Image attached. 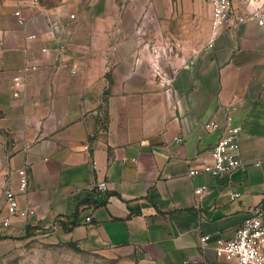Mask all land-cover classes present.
<instances>
[{
	"label": "crops",
	"instance_id": "1",
	"mask_svg": "<svg viewBox=\"0 0 264 264\" xmlns=\"http://www.w3.org/2000/svg\"><path fill=\"white\" fill-rule=\"evenodd\" d=\"M51 17L63 23L57 39L45 34ZM0 38V215L22 165L19 202L35 209L1 229L0 255L48 227L129 264L210 263L199 236L233 237L264 201V24L214 34L207 0H1ZM29 64L37 69L14 95L13 77ZM229 114L241 128V164L190 176L220 134L206 123L222 126ZM102 179L106 193L94 186Z\"/></svg>",
	"mask_w": 264,
	"mask_h": 264
},
{
	"label": "built area",
	"instance_id": "2",
	"mask_svg": "<svg viewBox=\"0 0 264 264\" xmlns=\"http://www.w3.org/2000/svg\"><path fill=\"white\" fill-rule=\"evenodd\" d=\"M28 1L30 3H38L39 0H18ZM236 0H207L211 6V26L213 33H217L220 27H237L241 22L255 19L259 24H264V0H239L245 4V11L241 14L237 13L235 6ZM247 5H251L248 8ZM13 14L17 22L21 25L25 24L26 18L22 15L21 9L13 10ZM71 19L75 18L74 13H70ZM63 23L57 17L49 18V25L45 30V34L57 39L61 35ZM33 37V34H28ZM0 38V47L2 46ZM42 51H47L48 47H42ZM66 49L65 42H59L55 50L63 53ZM37 66L29 64L23 69H19L13 77L15 89L14 95H17L24 83V77L32 70H36ZM78 70V63H71V72ZM24 74V76H23ZM208 129H220L217 140L205 151L202 157V163L199 168L192 167L188 174L195 176L198 173H205L209 176H217L230 173L240 164L238 150L240 146V125L232 121L229 114L225 123L220 126L217 121L206 123ZM176 142H181L182 137H175ZM16 188L6 186L3 189V196L6 203V212L0 215V231L11 223L12 218L28 219L35 212L34 207L29 204L21 205L19 202V194H24L28 189V171L25 165L18 167ZM95 188L100 192L106 193L108 190V182L104 179L95 183ZM204 185L196 186L194 192L197 199L200 197ZM240 193H232L231 197H237ZM86 220L90 221V215L86 216ZM201 249H212L214 260L202 264H264V201L258 205L251 207L240 225L235 229L231 238L215 237L210 233H202L198 238Z\"/></svg>",
	"mask_w": 264,
	"mask_h": 264
},
{
	"label": "rangeland",
	"instance_id": "3",
	"mask_svg": "<svg viewBox=\"0 0 264 264\" xmlns=\"http://www.w3.org/2000/svg\"><path fill=\"white\" fill-rule=\"evenodd\" d=\"M42 1L56 5L61 0ZM2 159L5 160V156L3 158L0 152V162ZM17 238L18 243L7 247L0 255V264H129L113 250L80 248L57 237L48 227H40Z\"/></svg>",
	"mask_w": 264,
	"mask_h": 264
},
{
	"label": "trees",
	"instance_id": "4",
	"mask_svg": "<svg viewBox=\"0 0 264 264\" xmlns=\"http://www.w3.org/2000/svg\"><path fill=\"white\" fill-rule=\"evenodd\" d=\"M26 234V233H25Z\"/></svg>",
	"mask_w": 264,
	"mask_h": 264
}]
</instances>
